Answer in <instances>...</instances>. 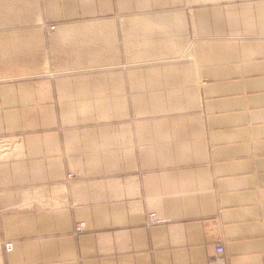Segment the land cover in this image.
<instances>
[{
  "label": "crops",
  "instance_id": "1",
  "mask_svg": "<svg viewBox=\"0 0 264 264\" xmlns=\"http://www.w3.org/2000/svg\"><path fill=\"white\" fill-rule=\"evenodd\" d=\"M0 7L1 264H264V0Z\"/></svg>",
  "mask_w": 264,
  "mask_h": 264
},
{
  "label": "rangeland",
  "instance_id": "2",
  "mask_svg": "<svg viewBox=\"0 0 264 264\" xmlns=\"http://www.w3.org/2000/svg\"><path fill=\"white\" fill-rule=\"evenodd\" d=\"M15 10H18V9L14 8V9L10 10V9H3L0 7V17L13 15V14H15ZM51 25H54V24H50L49 28ZM53 28H50V29H53ZM169 106H171V105H163V104L116 105V107H122L123 110L124 109L127 111L136 110L138 112H145V111H151V110L154 112H159V111L165 110ZM58 110L63 111V112L70 111V112L81 113L85 117L87 116L89 123H95V122H97V120H94V119H98V117H100V116H97L98 111H103V110L113 111L114 105H112V104L101 105V104H97V103H89V104H78V103L64 104V103H62V104L58 105ZM91 113H94V114H91ZM61 122H66V121L61 120ZM11 144H12V142H11ZM3 249H4V242H3ZM0 253H1V249H0ZM0 264H1V257H0Z\"/></svg>",
  "mask_w": 264,
  "mask_h": 264
},
{
  "label": "built area",
  "instance_id": "3",
  "mask_svg": "<svg viewBox=\"0 0 264 264\" xmlns=\"http://www.w3.org/2000/svg\"><path fill=\"white\" fill-rule=\"evenodd\" d=\"M54 25H51L50 28H53ZM9 145H11V141L7 140V139H0V147L1 148H7ZM160 219L156 216L155 211H148L147 213V224H152V223H156L159 222ZM76 229L80 230L81 229V225L80 224H76ZM13 249V242L11 240H6L4 241V250L6 252H10ZM216 251L217 252H222L223 251V246L222 245H217L216 246ZM217 264H226V262L223 260L222 257H218V263Z\"/></svg>",
  "mask_w": 264,
  "mask_h": 264
}]
</instances>
